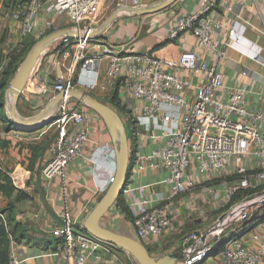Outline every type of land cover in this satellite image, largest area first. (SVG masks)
I'll list each match as a JSON object with an SVG mask.
<instances>
[{
  "label": "built area",
  "instance_id": "built-area-1",
  "mask_svg": "<svg viewBox=\"0 0 264 264\" xmlns=\"http://www.w3.org/2000/svg\"><path fill=\"white\" fill-rule=\"evenodd\" d=\"M160 1L119 0L121 5L138 7ZM218 1L200 0L195 12L163 22L168 39L191 34L196 46L216 55L212 61L190 48L181 50L176 59L160 58L151 47L137 51L125 45L95 54L86 48L93 37L63 36L46 49L29 76L26 85L34 93L24 90L19 100L29 102L34 115L50 95L82 82L91 91L115 89L130 132L128 181L145 171L164 173L155 182L158 189L149 184L128 188L127 181L120 195L148 253H164L169 236L182 231L186 211L187 221L193 220L198 229L183 231L180 242L172 245L184 254L175 264H264V111L248 109L246 90L223 82L219 66L225 53L211 38L210 28L218 24L209 16ZM104 5L105 0H26L4 7L0 17L19 39L37 38L36 19L41 13L54 15L48 30L59 29L66 21L74 31L90 33ZM152 25L154 30L156 21ZM141 26L127 34V43L136 45ZM228 37L233 45V28ZM50 49L54 58H46ZM77 63L83 78L79 75L72 84ZM54 118L56 136L48 144L49 157L40 174L46 180L57 177L62 195L60 222L49 229L58 242L55 264H94L101 251H110L120 264H134L126 252L84 231L69 204V166L83 157L92 119L100 118L67 95ZM106 147L112 153L111 144ZM92 155L85 159L87 172L97 179L94 196L106 189L112 174L102 184L99 171L105 169ZM192 192V197L182 198ZM107 216L126 215L114 203ZM7 264H21L12 246Z\"/></svg>",
  "mask_w": 264,
  "mask_h": 264
},
{
  "label": "crops",
  "instance_id": "crops-1",
  "mask_svg": "<svg viewBox=\"0 0 264 264\" xmlns=\"http://www.w3.org/2000/svg\"><path fill=\"white\" fill-rule=\"evenodd\" d=\"M105 3L108 4V0H105ZM110 3L116 6L121 5L119 0H110ZM199 3L200 0H179L171 8H174L177 14L193 13L198 9ZM209 16H212L218 24L217 27L211 26V38L218 43V49L225 53L219 66L224 84L244 88L247 108L264 111V0H219ZM138 18L119 15L100 36L90 40L93 46L89 52L101 53L100 51L104 48L116 49L120 45L142 51L168 39L167 28L163 24L157 30H152L153 25L151 24L144 39L141 38L136 45L127 43V34L139 31ZM52 19L54 15L39 14L36 19L35 34L47 33L49 30L46 29V25ZM67 27L69 25L65 21L59 29ZM231 28L234 29L236 37L233 45H231L233 38L228 37V31ZM184 48H190L210 61L216 57L206 49L196 46L193 35L184 33L156 49L154 54L160 58L176 59ZM56 74H58L57 69ZM191 79L193 82L196 81L195 77ZM112 90L107 87L103 91H93L91 95L106 103ZM54 96L56 95H50L49 99L43 100L42 108ZM25 104L22 108L25 112L24 116L32 115V106L29 102ZM50 128H52L51 124L27 131L2 129L0 134V141H5L4 147H0V162L3 166L0 172V185L3 186L2 189L0 188V218L5 223H7V218H13L21 228L20 241L10 242V247L12 246V249L19 255L21 264H55L56 261L58 243L50 235L49 229L60 222L58 214L62 195L57 177L46 180L40 174L41 167L49 157L48 146L42 144L45 147H34L42 142V135L49 132ZM108 143L110 140L102 121L98 118L92 119V131L84 147L83 157L69 166V177L66 181L71 211L79 220L100 195L97 193L92 196L97 188V179L87 172L88 158H85L93 153L92 156L103 166L105 170L99 171V178L103 184L102 180L113 171V156L106 147ZM17 169H21L22 172H17V178L14 179L11 174ZM3 176L7 177V183ZM163 177L164 173L161 171H145L135 174L128 181V188L136 189L149 184L154 185V189H158L155 182ZM8 186L13 189L9 190ZM19 191L26 193L29 198L17 200ZM192 194L194 193H189L187 196L192 197ZM198 202L199 205L204 206V201L199 200ZM107 218L110 226L113 227L121 224L128 228L126 222H130L129 218L123 216H117L115 219L109 216ZM185 219L186 217L182 231L175 230L169 236L164 253L172 251L174 248L172 245L180 242L183 231L198 229L197 224ZM94 264L120 263L114 260L110 251H101V258Z\"/></svg>",
  "mask_w": 264,
  "mask_h": 264
},
{
  "label": "water",
  "instance_id": "water-1",
  "mask_svg": "<svg viewBox=\"0 0 264 264\" xmlns=\"http://www.w3.org/2000/svg\"><path fill=\"white\" fill-rule=\"evenodd\" d=\"M178 1L163 0L143 7L117 5L103 22L90 33L74 31L69 27L56 29L47 33L35 41L26 51L5 89V95L8 98V105L6 107L7 118L11 126L16 130L27 131L50 124L59 110L61 100L66 95L84 104L100 118L112 148V178L106 189L96 198L94 204L81 218L80 224L84 231L91 236L111 243L118 249L126 252L134 264H175L177 260L183 259L184 254L178 248L168 253L152 256L136 236L131 222H126L128 223V228H125L121 224L113 227L108 222V212L117 198L120 197L129 175V146L125 125L121 116L109 104L78 88H70L59 92L45 107L34 115L24 116L20 114L16 105L24 90L34 93L26 85V82L33 72L37 61L58 38L63 36L71 38L78 36L82 38L98 37L120 14L130 17L154 16L169 10ZM60 72L59 67H57L58 78Z\"/></svg>",
  "mask_w": 264,
  "mask_h": 264
},
{
  "label": "rangeland",
  "instance_id": "rangeland-1",
  "mask_svg": "<svg viewBox=\"0 0 264 264\" xmlns=\"http://www.w3.org/2000/svg\"><path fill=\"white\" fill-rule=\"evenodd\" d=\"M23 0H0V13L1 11L4 9V5L6 3H9V4H16V3H19ZM108 4L105 3L104 5V10L102 12V14L100 15V19H99V23L97 25V27L103 22V20L111 13V11L116 7L115 4H111L110 3V0H108ZM157 3V2H156ZM155 4V3H154ZM120 15H124V14H120ZM177 15V11L174 10V8H170L168 11H165L163 13H159V14H156L154 16H151V17H139L138 18V21H137V24L138 26L140 25V23H142V26H141V30H140V35L138 37V41L142 39H144L143 37L147 35V30L151 27V24L153 21H156V26H155V30L161 28L163 25V22L165 20H168L170 18H173L174 16ZM46 33H44L45 35ZM39 38L43 35H38ZM37 36V37H38ZM32 40L31 38H28V39H19L13 32V29L12 27L9 26V23H7L6 21H4L1 17H0V49L2 51V54L5 55V56H12V55H15V54H18V51L20 50V43L22 42V44L25 42L27 43L28 41ZM93 46V42H89L86 46V48H91ZM22 49V48H21ZM55 56V53L52 49H50L48 51V54L46 55V58H54ZM23 58V56H22ZM19 64V63H18ZM82 70H81V64L80 63H77L76 66H75V71H74V74H73V82L72 84H74L78 78V76L80 75L81 78H83L82 76ZM12 75L9 76V79L11 78ZM8 79V81H9ZM75 88H78V89H82L83 91H87L88 93L92 94L91 90H87L86 88V85H85V82H82L80 83L79 86L75 87ZM6 89V88H5ZM5 89L2 93V98L0 99V103L2 104V106L0 107V122L3 121V118L4 119H8L7 118V110H6V107L8 105V98L6 97L5 95ZM102 96V94H99ZM20 99V98H19ZM24 105L25 102L21 101V100H18L17 101V110L19 111L20 114L22 115H25V112H23V109L24 108ZM26 107V106H25ZM27 109V107H26ZM42 109V108H41ZM2 116V117H1ZM55 119V118H54ZM54 119L52 120V122L50 123L52 128H50L51 130H49V132H45L43 135H42V142L40 144H38L37 147H45L44 145H46V147L48 146L49 142L56 136V126H55V123H54ZM1 128V126H0ZM41 144H44L41 146ZM22 170L21 169H17L14 173H12V177L15 179V177L17 178V172H19ZM112 174V171L110 172L109 175ZM197 191V190H195ZM186 196L187 195H183L182 198L183 199H186ZM188 213V212H187ZM184 214V217H187L188 214H186V211L183 212ZM187 220V219H185ZM193 222V220H192Z\"/></svg>",
  "mask_w": 264,
  "mask_h": 264
},
{
  "label": "trees",
  "instance_id": "trees-1",
  "mask_svg": "<svg viewBox=\"0 0 264 264\" xmlns=\"http://www.w3.org/2000/svg\"><path fill=\"white\" fill-rule=\"evenodd\" d=\"M24 1H26V0H23V1L16 3V4L6 3L4 5V7L15 6V5L21 4ZM49 32H51V30L47 31V33H49ZM43 36H44V34H43ZM28 38H31L32 40L28 41L27 43L24 42L23 44L21 42L19 45L20 50L18 51V54L7 57V56L2 54V51L0 49V99L3 96L2 93H3L4 89L7 87L9 76L13 75V73L15 72L17 66L20 64V62L23 59L22 56L24 57V55H25L26 51L29 49V47L35 41H37L39 39V37L34 38L32 36H27V37H24L23 39H28ZM171 40L172 39H167V40L160 42L156 46L152 47L151 51L154 52L156 49L160 48L161 46L171 42ZM106 103L109 104L113 109H115L120 116H122L123 108L120 106L119 99L117 96V92L115 89L112 90L109 99L106 100ZM1 106H2V104L0 103V107ZM0 126L3 130H5V129L16 130L13 126H11L8 119L6 120L3 118V121L0 122ZM125 130H126L127 139L130 140V132H129V127L127 124H125ZM4 143H5V141H0V147H4ZM37 146L38 145H35L34 147H37ZM41 146H42V144H41ZM131 160L132 159H131V155H130L129 165H130ZM0 172H2V170H0ZM3 179L6 181V183L8 182L7 177L3 176ZM0 188L2 189L3 186L0 185ZM8 188H9V190L13 189V187L11 188V186L10 187L8 186ZM27 198H29V197L26 193L19 191L16 199L20 200V199H27ZM235 198H236V195L233 196L232 201L235 200ZM115 206H117L119 212L126 215L125 216L126 218H129L128 209H127L126 205L124 204L123 200L121 199V196L117 198V200L115 202ZM262 221H264V219H262ZM19 231H21V228L17 223L14 222L13 218H10V217L7 218V223L3 222V219L0 218V264H7L8 254L10 252V242L13 241V242L17 243L20 241V238L22 235L19 233Z\"/></svg>",
  "mask_w": 264,
  "mask_h": 264
}]
</instances>
